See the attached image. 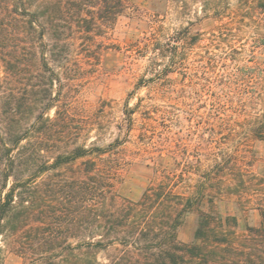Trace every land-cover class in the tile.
<instances>
[{
	"label": "trees",
	"instance_id": "1",
	"mask_svg": "<svg viewBox=\"0 0 264 264\" xmlns=\"http://www.w3.org/2000/svg\"><path fill=\"white\" fill-rule=\"evenodd\" d=\"M193 1L217 9L226 0ZM239 1L251 9L252 0ZM126 8L125 0H0V244L22 264H264V206L259 226L242 228L237 215L208 198L207 177L193 184L178 169L175 161L187 150L182 133L172 134L170 121L181 119L171 111L149 110L132 139L140 104L127 105L112 142L87 144L105 124L101 110L77 105V82L99 51L132 58L130 46L104 42ZM243 69L197 85L166 83L161 96L190 105L192 95L216 85L227 103L238 99L241 111L248 97L261 102L245 83L262 73ZM214 98L211 115H200L204 126L223 108ZM251 132L264 141V113ZM142 167L149 182L139 199H129L123 193L129 173ZM192 214V236L182 242L179 231Z\"/></svg>",
	"mask_w": 264,
	"mask_h": 264
},
{
	"label": "rangeland",
	"instance_id": "2",
	"mask_svg": "<svg viewBox=\"0 0 264 264\" xmlns=\"http://www.w3.org/2000/svg\"><path fill=\"white\" fill-rule=\"evenodd\" d=\"M125 2V12L104 42L123 49L130 46L128 55L132 58L127 59L122 51H99L92 58V66H84L86 77L77 82V105L101 110L105 124L102 133L97 128L89 133L87 144L106 146L112 142L118 135L117 126L123 123L127 105L133 108L140 104L133 116L132 139H136L149 110H169L174 118L181 119L180 124L170 121V128L175 136L182 133L187 150L175 161L178 169L188 171L194 178L193 184L202 179L201 175L207 177L206 189L211 191L208 198L213 196L225 214L237 215L242 228L247 223L259 226V208L264 206V141L252 135L251 122L264 113V3L252 0L251 9L245 11L239 0L221 2L217 9H206L202 2L193 0ZM179 37L187 39L181 42ZM250 66L262 74L245 84L256 87L261 102L248 97L249 103L241 111L238 99L227 103L219 90L221 86L216 85L200 96L192 95L195 98L188 100L190 105L161 96L163 84L171 82L175 88L183 83L197 85L204 77L242 74L243 68ZM215 95L221 97L223 108L214 111L217 117L211 125L204 126L200 115H211ZM199 104L205 107L198 110ZM190 114L191 121H185ZM153 116L161 121L160 115L152 113ZM155 122L150 120V126ZM148 175L143 167L129 173L124 196L139 199L149 182ZM194 224L192 214L179 231L182 242L191 238ZM0 248V264H22L3 244Z\"/></svg>",
	"mask_w": 264,
	"mask_h": 264
}]
</instances>
